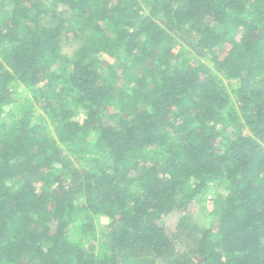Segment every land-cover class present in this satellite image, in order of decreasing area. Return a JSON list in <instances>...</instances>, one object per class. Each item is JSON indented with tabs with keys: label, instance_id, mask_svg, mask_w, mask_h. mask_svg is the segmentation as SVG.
I'll use <instances>...</instances> for the list:
<instances>
[{
	"label": "trees",
	"instance_id": "16d2710c",
	"mask_svg": "<svg viewBox=\"0 0 264 264\" xmlns=\"http://www.w3.org/2000/svg\"><path fill=\"white\" fill-rule=\"evenodd\" d=\"M128 262L264 264V0H0V264Z\"/></svg>",
	"mask_w": 264,
	"mask_h": 264
},
{
	"label": "rangeland",
	"instance_id": "374dc122",
	"mask_svg": "<svg viewBox=\"0 0 264 264\" xmlns=\"http://www.w3.org/2000/svg\"><path fill=\"white\" fill-rule=\"evenodd\" d=\"M59 12H63V9H58ZM178 44H179V50L177 53V57L176 59H178V61H180L181 59H183L184 57H186L188 55V53H186L187 47L186 45V41H188V38L186 37V39H184V37L182 36V38H178ZM79 46V43L76 41H67V42H63L62 48H63V54L65 55H71ZM184 49H183V47ZM76 119L80 120L81 119V115L77 114L76 115ZM230 132V129H228ZM234 132V131H233ZM88 140L93 141V137L89 138ZM217 184L216 183H212L210 184L208 187H206L198 196L197 201L195 203H193L190 208L189 211L191 212L190 215V219H189V230L186 232H176V223L178 221L179 216L178 215H173L170 216L169 218H166L164 223L165 226L167 227V230L170 233H175L176 235V239L178 240L180 246L186 251L189 252V249H192L194 247L195 244V240H196V234H195V229L194 227L198 228H205L207 227L210 222H211V216H210V212L212 209V205H211V200L213 195L216 192H219L220 189L217 188ZM107 224V220L105 218H102L98 224V226H105ZM128 264H130V262H128Z\"/></svg>",
	"mask_w": 264,
	"mask_h": 264
}]
</instances>
